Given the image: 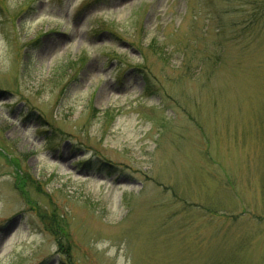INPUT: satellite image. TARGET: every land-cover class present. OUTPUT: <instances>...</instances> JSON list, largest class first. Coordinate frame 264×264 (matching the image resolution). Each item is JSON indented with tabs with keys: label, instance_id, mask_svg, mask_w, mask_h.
Wrapping results in <instances>:
<instances>
[{
	"label": "rangeland",
	"instance_id": "1",
	"mask_svg": "<svg viewBox=\"0 0 264 264\" xmlns=\"http://www.w3.org/2000/svg\"><path fill=\"white\" fill-rule=\"evenodd\" d=\"M69 260L264 264V0H0V264Z\"/></svg>",
	"mask_w": 264,
	"mask_h": 264
},
{
	"label": "trees",
	"instance_id": "2",
	"mask_svg": "<svg viewBox=\"0 0 264 264\" xmlns=\"http://www.w3.org/2000/svg\"><path fill=\"white\" fill-rule=\"evenodd\" d=\"M47 220H48V223L45 222L46 227L48 229H51V228L53 229V231H51V233L53 235L60 236V237L61 236L62 237H68V233L65 231L66 228L64 226L65 221L61 220L59 218V216H58V218H55L54 216H51ZM58 245H59V247H60V249L62 251L64 250V248L67 249V246L66 245H65V247H62V246H60V243L59 242H58ZM66 252H68V250H66ZM67 264H74V262L69 260V262Z\"/></svg>",
	"mask_w": 264,
	"mask_h": 264
}]
</instances>
